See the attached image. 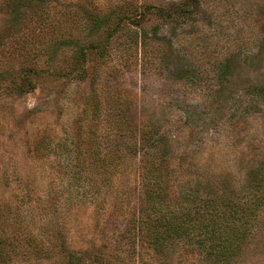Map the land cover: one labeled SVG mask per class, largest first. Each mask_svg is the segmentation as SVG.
I'll return each mask as SVG.
<instances>
[{
	"label": "rangeland",
	"instance_id": "rangeland-1",
	"mask_svg": "<svg viewBox=\"0 0 264 264\" xmlns=\"http://www.w3.org/2000/svg\"><path fill=\"white\" fill-rule=\"evenodd\" d=\"M23 73L35 75L30 88L7 91ZM93 77L97 92L124 94L137 116L160 126L175 173L188 178L171 185H191L194 175L211 171L232 190L254 175L264 178V101L257 93L264 87V0H0V182L14 183L16 169L26 180L62 188V155L57 165L36 159L30 152L35 137L47 136L61 152L76 142L74 131L96 122L99 139L112 141L103 109L80 116ZM131 174L128 168L116 174V188ZM168 198L179 212L173 186ZM93 203L73 210L71 244L93 251L116 240L126 245L118 225L123 216L102 227V209ZM145 237L136 243L140 253L119 264H201L183 239L156 253ZM254 237L253 248L233 264H264V234Z\"/></svg>",
	"mask_w": 264,
	"mask_h": 264
},
{
	"label": "trees",
	"instance_id": "trees-1",
	"mask_svg": "<svg viewBox=\"0 0 264 264\" xmlns=\"http://www.w3.org/2000/svg\"><path fill=\"white\" fill-rule=\"evenodd\" d=\"M149 8L152 6L137 11L133 21L148 13ZM132 24L141 30L139 22ZM81 58H86L84 52ZM178 72L182 78L185 69ZM79 74L85 76V66ZM32 78L35 75L19 74L6 90L30 88ZM92 82L80 116L103 109L102 125L112 141L99 139L96 122L85 124L81 132L74 131L76 142L72 138L61 152L57 150L59 144L50 146L47 136L33 138L31 155L49 159L53 165L58 163V154L62 155L65 164L61 166V177H67L59 189L58 184L41 179L26 180L15 169L14 183L0 182V264H113V256L117 259L113 262L119 264L118 260L126 257L129 261L134 253H140L136 243L141 235L156 253L174 239H183L189 253L201 258V264H233L252 249L254 236L264 234V178L254 175L245 180L246 185L232 190L231 183L223 186L218 173L211 171L194 175L191 185H171L175 179L187 177L175 173L168 154L171 142L160 126L137 116L124 94L97 92L95 77ZM257 93H263L264 101V87L258 86ZM127 168L132 170L131 181L117 189L115 175ZM170 186L179 195V212L169 208ZM116 190L121 194L118 198L106 199L115 197ZM99 193L102 198L95 200ZM90 203L96 206L94 210L102 209V227L123 216L118 225L128 239L126 245L116 240L111 247L93 251L92 247L71 244L73 210Z\"/></svg>",
	"mask_w": 264,
	"mask_h": 264
}]
</instances>
